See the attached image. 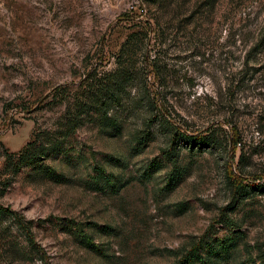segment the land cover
Listing matches in <instances>:
<instances>
[{
  "label": "rangeland",
  "instance_id": "374dc122",
  "mask_svg": "<svg viewBox=\"0 0 264 264\" xmlns=\"http://www.w3.org/2000/svg\"><path fill=\"white\" fill-rule=\"evenodd\" d=\"M120 64L113 127L89 78ZM36 138L63 148L16 170ZM263 188L264 0H0V204L42 257L5 218L0 264H175L207 232L264 264Z\"/></svg>",
  "mask_w": 264,
  "mask_h": 264
},
{
  "label": "trees",
  "instance_id": "16d2710c",
  "mask_svg": "<svg viewBox=\"0 0 264 264\" xmlns=\"http://www.w3.org/2000/svg\"><path fill=\"white\" fill-rule=\"evenodd\" d=\"M103 78L104 79L99 80L92 75L89 78V81L91 82L90 86L92 88H95L89 98L90 108L97 109V111H99L104 116V118L109 121V124L107 125L114 127L117 124L116 118H108V114L115 104L121 103L123 99V93L126 90L128 81L133 80V73L130 71V69L120 64L116 71L106 74ZM77 126L78 125L76 123L71 124L69 126V131L74 132ZM176 133V135L179 134V132L177 131ZM185 137L186 140L189 141L188 143L190 144L191 150H201L204 148H208L209 145L214 142L213 140H210L209 137ZM145 139L148 140V137L140 139L141 142L138 143L139 147H144L143 145H145L146 142ZM142 147L141 149H143ZM62 148L63 147H61V144L36 138L34 141L30 142L20 153L11 154L10 157L14 158L19 156V158L16 160V170H20L23 167L36 166L37 164H39V161L43 160V158L50 157L52 153H55ZM168 155L169 159L172 157V163L174 166L171 174L169 175V184H172V188H174L177 184L180 183L181 168L179 167L178 162L175 161L176 154L171 153ZM41 168L43 169L46 178L56 181L59 180L58 178H56L55 172L49 170L48 167L46 168L42 166ZM239 186L236 187L237 190L242 189L241 186ZM5 218H10L14 221L17 228L25 235L31 252L38 257H41L39 245L34 238L31 224L26 222L25 219L20 216L17 211L11 210L10 208H7L0 204V220ZM207 235L208 232L201 238L199 242L195 243L175 264H216L214 259H211L214 254L218 255L220 253H229V247H232L231 241L229 239L222 240L221 242H217L213 245H209L207 250H205L206 253H204L203 242L205 241V237Z\"/></svg>",
  "mask_w": 264,
  "mask_h": 264
}]
</instances>
